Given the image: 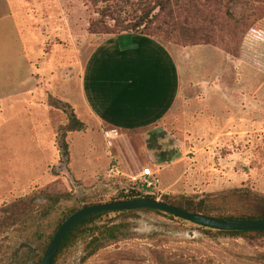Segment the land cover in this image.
Instances as JSON below:
<instances>
[{
    "label": "rangeland",
    "instance_id": "obj_1",
    "mask_svg": "<svg viewBox=\"0 0 264 264\" xmlns=\"http://www.w3.org/2000/svg\"><path fill=\"white\" fill-rule=\"evenodd\" d=\"M146 3L154 0H0V264H37L65 215L134 195L131 176L146 166L158 171L159 194L196 198L213 216L252 215L245 195L264 196V44L244 46L252 58L243 63L179 48L180 101L154 127L121 135L90 114L81 72L116 36L89 25L102 11L107 25H126ZM69 110L81 131H67ZM96 223L116 226L117 240L86 257L89 239L74 238L54 264H264L263 237L154 212Z\"/></svg>",
    "mask_w": 264,
    "mask_h": 264
},
{
    "label": "trees",
    "instance_id": "obj_2",
    "mask_svg": "<svg viewBox=\"0 0 264 264\" xmlns=\"http://www.w3.org/2000/svg\"><path fill=\"white\" fill-rule=\"evenodd\" d=\"M140 6L141 13L132 22L125 25L124 22L116 18L115 25L112 27L104 22L108 16V11H102L101 17L89 25L88 31L91 34L116 37H121L122 34L120 35L118 31H122L126 33L125 36L141 35L162 43H171L184 48L204 45L212 46L240 60L252 58L249 57V52L244 50V46H247L251 53L257 48L256 46L264 44V6H255L254 0H154L152 6L150 3L141 4ZM68 113L71 119L67 131H81L84 127L83 124L75 118L71 110ZM134 188V195L132 193L124 200L137 198L159 200L187 212L200 213L222 220L264 219V196L262 195H245V199L249 198V206L254 208L252 215L223 217L209 214V209L203 205L202 201H196V198L168 197L163 194L156 196L155 194H146L149 190H146L142 185H134ZM234 192L237 193L239 190H234ZM74 212L65 215L58 227ZM136 212L163 214L156 210L141 209L97 213L86 217L79 221L65 236L54 256L52 264L55 263L58 255L74 238L89 239L85 247L86 257L107 246L109 242L117 240L114 234L115 229H117L116 226L97 225V220L103 215L117 213L120 216H125ZM208 232L239 238L249 236L264 238V232L211 230H208ZM40 261L41 258L37 264H40Z\"/></svg>",
    "mask_w": 264,
    "mask_h": 264
},
{
    "label": "crops",
    "instance_id": "obj_3",
    "mask_svg": "<svg viewBox=\"0 0 264 264\" xmlns=\"http://www.w3.org/2000/svg\"><path fill=\"white\" fill-rule=\"evenodd\" d=\"M197 47L207 54L212 52L208 48L219 50L205 45L184 48L141 35L107 40L81 72L80 92L87 109L98 124L121 135L154 127L180 101L179 48Z\"/></svg>",
    "mask_w": 264,
    "mask_h": 264
},
{
    "label": "water",
    "instance_id": "obj_4",
    "mask_svg": "<svg viewBox=\"0 0 264 264\" xmlns=\"http://www.w3.org/2000/svg\"><path fill=\"white\" fill-rule=\"evenodd\" d=\"M151 209L174 218L204 227L212 231L224 232H264V219L222 220L200 213L187 212L168 203L148 198L128 199L83 207L71 214L56 230L49 242L40 264H52L54 256L68 232L82 219L97 213L122 212Z\"/></svg>",
    "mask_w": 264,
    "mask_h": 264
},
{
    "label": "built area",
    "instance_id": "obj_5",
    "mask_svg": "<svg viewBox=\"0 0 264 264\" xmlns=\"http://www.w3.org/2000/svg\"><path fill=\"white\" fill-rule=\"evenodd\" d=\"M106 135L109 137H114L117 135V131L109 130L106 132ZM109 172L117 176L119 174L123 175V173L119 172L116 167H112ZM130 180L134 185H142L146 190L154 192L155 195L159 194V192L156 190L159 184L158 173L154 171L151 166L143 167L138 174L131 176Z\"/></svg>",
    "mask_w": 264,
    "mask_h": 264
}]
</instances>
